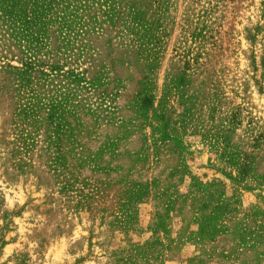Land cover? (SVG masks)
Instances as JSON below:
<instances>
[{
    "label": "rangeland",
    "instance_id": "rangeland-1",
    "mask_svg": "<svg viewBox=\"0 0 264 264\" xmlns=\"http://www.w3.org/2000/svg\"><path fill=\"white\" fill-rule=\"evenodd\" d=\"M0 264H264V0H0Z\"/></svg>",
    "mask_w": 264,
    "mask_h": 264
}]
</instances>
